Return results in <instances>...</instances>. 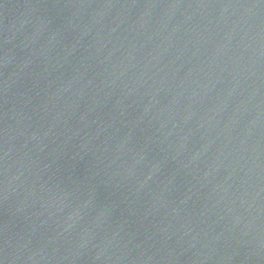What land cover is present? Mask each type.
<instances>
[{"label":"water","instance_id":"obj_1","mask_svg":"<svg viewBox=\"0 0 264 264\" xmlns=\"http://www.w3.org/2000/svg\"><path fill=\"white\" fill-rule=\"evenodd\" d=\"M0 264H264V0H0Z\"/></svg>","mask_w":264,"mask_h":264}]
</instances>
